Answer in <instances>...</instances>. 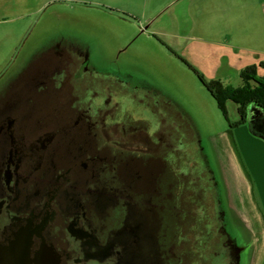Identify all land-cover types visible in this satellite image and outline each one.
Segmentation results:
<instances>
[{"label": "water", "instance_id": "obj_1", "mask_svg": "<svg viewBox=\"0 0 264 264\" xmlns=\"http://www.w3.org/2000/svg\"><path fill=\"white\" fill-rule=\"evenodd\" d=\"M51 22L27 36L15 68L34 55L35 47L53 40L61 45L58 35H62L74 40L72 45H90L95 48L91 56L109 60L135 82L147 84L128 92L123 88L127 84L106 80L97 89L85 84L74 95L72 86L80 85L76 73L84 67L56 55L53 66L42 74L52 92L40 95L33 91L35 103L28 106V111L87 113L83 121L91 128L92 147L105 160L104 179L116 208L138 224L132 232L135 248L125 253L122 220L111 231L102 213L73 210L65 204L63 196L76 181L73 170L56 171L44 184L43 167L56 137V122L50 120V114L36 117L38 128H50L30 135L32 151L35 149L33 165H37L32 183L27 184L26 178L16 182L21 167L13 155L22 148L12 145L5 149L0 170L5 184L0 194V264H259L260 237L242 225L232 201L228 160L238 169L239 187L243 177L235 151L227 145V133H206L186 106L194 107L189 101L169 95L152 76L121 60L127 48L116 52L101 45L98 36L84 32L74 22L56 28ZM83 52L73 49L68 58ZM259 109L253 108L247 125L252 134L264 138L259 125L264 111ZM130 118L133 125L129 127ZM146 120L143 129L140 123ZM25 188L31 189L34 198L24 207L17 206ZM136 247L139 250L133 256Z\"/></svg>", "mask_w": 264, "mask_h": 264}, {"label": "rangeland", "instance_id": "obj_2", "mask_svg": "<svg viewBox=\"0 0 264 264\" xmlns=\"http://www.w3.org/2000/svg\"><path fill=\"white\" fill-rule=\"evenodd\" d=\"M56 1L0 0V71L13 52L26 44L33 29L44 28L50 20L53 28L74 22L84 32L98 36L101 45H109L116 52L127 48L121 60L152 76L169 95L189 101L194 107L186 106L206 133H227L228 121L214 97L199 74L178 57V44L184 46L188 41L176 36L227 42L244 54L264 48V0H59L52 4ZM231 132L237 138L239 131L233 128ZM227 139L230 149L232 143L229 136ZM227 162L233 182L232 201L242 225L260 237L264 233L259 211H264V190L250 181L248 169L242 170L239 187L238 169L232 161ZM260 181L264 183V178Z\"/></svg>", "mask_w": 264, "mask_h": 264}, {"label": "flooded vegetation", "instance_id": "obj_3", "mask_svg": "<svg viewBox=\"0 0 264 264\" xmlns=\"http://www.w3.org/2000/svg\"><path fill=\"white\" fill-rule=\"evenodd\" d=\"M57 2L59 0L52 4ZM37 30L38 28L33 29V33H29L27 36L30 37ZM58 36H61L58 38L62 42L61 45L58 46L53 40V43L47 46L44 44L37 46L34 48L32 59L21 61L15 68L20 55L21 58L23 56V47L20 50L17 49L13 52L9 63L0 71V170L2 169L1 161L5 155V149L12 147V145H15L16 149L21 147L22 152L18 151L13 155L15 159L19 160L21 167L16 182L18 180L19 184L21 178H26L27 184L32 183L37 165H33L35 149L32 151L33 144L30 141V135L35 130L50 128L45 127V125L38 128L37 123L40 121L36 117L44 118L52 114L50 120L56 122L54 131L56 137L52 139L51 149L47 157L48 163H45L43 167V171H45L44 184L50 181L51 175L56 171L73 170L76 174V181L75 185L70 188L69 194L63 196L65 204L73 210L85 208L94 214L96 212L102 213L111 231L115 229L118 221L122 220L124 230L121 243H123L125 253H129L135 248L132 232L138 227V224L130 220L126 211L121 215L116 208L104 179L105 160L101 156L100 150L97 147H92L91 128L86 126L83 121V117L87 113L85 111H74V113L72 111H28V106L35 103L36 98L32 97L33 91L40 95L52 92L50 82L42 77V74L48 72L53 66L52 57L56 55L64 56L67 59L66 62L82 63V67H84L78 69L76 73L75 78L80 85L72 86L71 90L74 95L77 93L76 89H83L85 84L92 89H97L99 84L106 80H118L127 84L123 88L129 90L128 92L134 90L136 85L147 87V84L135 82L132 77L122 72L113 62L99 60L94 54L91 56L89 53L94 52L95 48L90 45H72L74 40H68L62 35ZM73 49H83L84 52L83 54L73 53L74 58H68V52ZM60 50L65 51V53H60ZM85 56L88 59H84ZM78 58L82 60H77ZM63 66L66 65L63 64ZM31 73L32 77H30ZM36 86L39 87V90ZM110 91L114 92V90ZM74 114L77 116L74 117ZM139 120L141 119L139 118ZM146 124L147 120L140 123L143 129H145ZM131 125L133 123L130 118L128 126ZM203 164L209 171L207 160H203ZM208 178L211 179L210 172ZM3 190H5V184L0 176V194ZM30 198H34L31 189L25 188L22 190V195L17 200L16 205L24 207ZM105 199L107 200V207L105 206ZM138 250L136 247L132 255L135 256Z\"/></svg>", "mask_w": 264, "mask_h": 264}, {"label": "crops", "instance_id": "obj_4", "mask_svg": "<svg viewBox=\"0 0 264 264\" xmlns=\"http://www.w3.org/2000/svg\"><path fill=\"white\" fill-rule=\"evenodd\" d=\"M176 37L177 40L188 41L187 43L185 42L186 44L184 46L178 44V47L181 49V56L193 65L194 68L199 70L201 74L207 77V79H209L208 82L211 80H219L226 86H232V88L238 89L244 84L241 72L251 65H256L258 67L257 76L264 78V67L260 66L261 62H264V48L262 47L254 49L252 50L253 52H249L248 54H244L242 51H238V48H234L227 42L203 39L194 40L186 36ZM238 73H240V75H238ZM252 74L253 73H249L248 75L251 76ZM236 82L237 84H235ZM225 105L229 114V119L227 120L229 130L226 132L232 143L241 170L248 169L249 175L252 177L250 181H256L257 185H259V189L263 192L264 183L260 181V179L261 177L264 178V138L259 134H252L247 124L234 128L239 131V134L236 135L237 138H235V136L232 135L231 131L233 128L230 126V123L239 121V108L237 103L233 100H228ZM231 111H233V115ZM258 111H264V109H259ZM230 115L232 116V120L230 119ZM259 125L264 129V118L259 122ZM256 177H258L259 180H257ZM259 211L264 219V211L260 208ZM261 240H264V233L260 235V246ZM260 255L259 264H264V253L260 252Z\"/></svg>", "mask_w": 264, "mask_h": 264}, {"label": "trees", "instance_id": "obj_5", "mask_svg": "<svg viewBox=\"0 0 264 264\" xmlns=\"http://www.w3.org/2000/svg\"><path fill=\"white\" fill-rule=\"evenodd\" d=\"M178 57L186 63L187 66L191 67L199 74L201 81L216 99L219 109L222 110V113L227 120L229 119V114L225 103L228 100H233L237 103L240 119L235 123H230L232 128L247 124L249 118L254 113V107L264 109V78L257 76L258 67L256 65L248 66L241 72L244 84L242 87L235 89L232 88V86H226L219 80H211L208 82L186 59L180 55ZM260 66L264 67V62H261ZM249 73L253 74L249 76Z\"/></svg>", "mask_w": 264, "mask_h": 264}]
</instances>
